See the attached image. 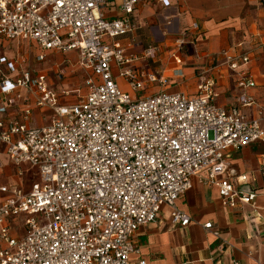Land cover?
I'll return each mask as SVG.
<instances>
[{"label":"built area","instance_id":"1","mask_svg":"<svg viewBox=\"0 0 264 264\" xmlns=\"http://www.w3.org/2000/svg\"><path fill=\"white\" fill-rule=\"evenodd\" d=\"M140 1L0 0L1 37L33 39L43 51H78L79 65L92 72L89 92L70 105L60 104L44 74L25 71L15 80L0 76V91L9 104L21 97L22 88H30L39 92L38 106L55 112L48 125L28 127L4 118L7 108L0 102L2 152L20 176L39 168L29 190L0 186L5 195L0 200V264H149L134 241L136 232L155 221L163 205L172 208L174 224L187 226L191 217L176 203L195 177L217 186L225 206L255 204V179L230 163L233 152L264 142L263 110L252 118L244 111L256 104L248 92L257 85L250 56L221 52L242 91L229 107L216 103V80L205 74L195 96L162 90L135 99L116 81L114 66L136 91L146 83H167L162 74L131 65L136 56L127 50L137 43L132 14ZM124 37H129L127 44L121 42ZM185 45L184 32L173 54L179 63ZM157 51L149 46L145 56L154 58ZM45 58V53L36 57ZM9 66L15 70L13 63ZM30 113L25 109V120ZM2 152L0 147V163ZM237 182L251 183L252 189L244 191ZM23 214L25 234L16 238L9 220Z\"/></svg>","mask_w":264,"mask_h":264},{"label":"crops","instance_id":"2","mask_svg":"<svg viewBox=\"0 0 264 264\" xmlns=\"http://www.w3.org/2000/svg\"><path fill=\"white\" fill-rule=\"evenodd\" d=\"M110 13L115 14L113 8ZM132 18L137 24V43L127 50L128 54L136 56L131 65L158 72L167 78V83H146L142 90L136 91L114 66V77L124 91L135 99L162 90L195 96L200 79L205 74L216 80V103L229 107L242 91L224 64L221 52L229 50L234 55L247 54L251 58L250 72L257 85L248 91L255 97L256 104L245 107L244 111L252 118L263 110L264 127V0H171L170 6H164L160 0H141ZM195 23L199 24V29L193 27ZM184 32L186 45L179 63L173 54L177 52L176 40ZM128 41L129 37L121 39L123 44ZM152 45L158 50L154 58L145 56ZM41 53H45L46 58L38 61L36 57ZM63 58L68 62L65 70L76 69L79 73L72 77V82L77 83L75 80L79 82L81 78L87 87L85 95H80L76 101L72 93L81 92V89L64 87L68 82L59 72ZM9 63H13L15 70L10 69ZM25 71L33 76L44 74L49 88L59 93V102L63 105L79 103L89 92L86 82L92 72L79 65L78 51H43L33 39L0 36V76L5 74L15 80ZM64 91L71 92L64 96ZM20 93L21 97L14 104H9L6 95L0 91V102L7 108L2 116L7 120L26 122L28 127L48 125L55 115L54 109L38 106L39 92L34 89L22 88ZM27 108L31 110L29 120L24 119ZM0 147L2 152L3 146ZM230 163L239 174H248L255 179L252 182L257 193L255 204L225 206L217 186L202 184L195 177L192 188L176 203L191 217L187 226L174 224L172 208L163 205L157 219L142 225L136 232L134 241L149 264H180L185 260L193 264H233V260L240 264H264V142H254L233 152ZM31 182L28 172L20 176L16 166L2 152L0 186L16 184L29 190ZM236 185L244 191L252 189L251 183L237 182ZM4 197L0 193V200ZM206 222H212L213 227L205 228ZM9 223L14 237L24 236L21 216L10 219Z\"/></svg>","mask_w":264,"mask_h":264},{"label":"rangeland","instance_id":"3","mask_svg":"<svg viewBox=\"0 0 264 264\" xmlns=\"http://www.w3.org/2000/svg\"><path fill=\"white\" fill-rule=\"evenodd\" d=\"M65 60L66 59H64V62L60 64V68L61 69H59V72H61L62 76H64L63 79L66 78L65 82H68V83L64 84V87H67V88H70V89H72V88H75V89L76 88H80L81 89V92L74 91L72 93V95L74 96L73 100L76 101L79 98L80 95L81 96H82V94L85 95V93L87 91V87H85V84H83V80L81 78H80L79 82H78V80H75V81H77V83H73L72 82L74 80V79H72V77L77 75V74H79V73L77 72L76 69H71L69 71L65 70L64 67H65L66 64H68V62H65ZM57 75H58V73H57ZM59 86H60L59 90H61V88L63 87V84L59 85ZM27 172H28V176L30 177L31 181L38 179V173H39V168L38 167H33V168L29 169V171H27ZM25 217H26V215H24V214L21 216V218L23 220L25 219Z\"/></svg>","mask_w":264,"mask_h":264}]
</instances>
